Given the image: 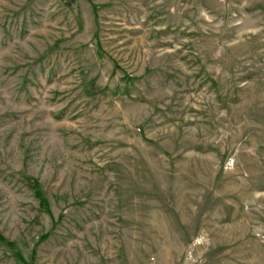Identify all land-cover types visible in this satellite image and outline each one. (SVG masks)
Wrapping results in <instances>:
<instances>
[{"label": "rangeland", "instance_id": "374dc122", "mask_svg": "<svg viewBox=\"0 0 264 264\" xmlns=\"http://www.w3.org/2000/svg\"><path fill=\"white\" fill-rule=\"evenodd\" d=\"M0 264H264V0H0Z\"/></svg>", "mask_w": 264, "mask_h": 264}, {"label": "trees", "instance_id": "16d2710c", "mask_svg": "<svg viewBox=\"0 0 264 264\" xmlns=\"http://www.w3.org/2000/svg\"><path fill=\"white\" fill-rule=\"evenodd\" d=\"M40 195V194H39Z\"/></svg>", "mask_w": 264, "mask_h": 264}]
</instances>
